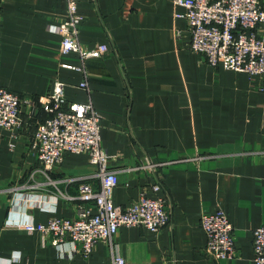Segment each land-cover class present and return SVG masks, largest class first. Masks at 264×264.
I'll return each mask as SVG.
<instances>
[{
    "label": "crops",
    "instance_id": "crops-1",
    "mask_svg": "<svg viewBox=\"0 0 264 264\" xmlns=\"http://www.w3.org/2000/svg\"><path fill=\"white\" fill-rule=\"evenodd\" d=\"M66 6V0H0V85L31 98L21 126L0 130V264L111 261L104 241L85 256L71 253L70 243L55 246L39 232L9 224L74 217L91 205L76 197L79 184L101 186L86 153L67 152L48 175L40 171L31 139L55 113L56 81L65 84L66 102L92 100L102 116V145L120 179L114 203L128 206L143 191L166 198L170 221L160 231L119 229L115 251L126 264H257L253 230L264 225V75L209 64L191 48L188 20L175 16L186 8L175 9L173 0H79L80 40L108 46L104 56L85 62L89 92L81 86L83 60L62 50ZM258 32L264 38V24ZM220 208L234 225L237 255L215 260L204 253L201 215Z\"/></svg>",
    "mask_w": 264,
    "mask_h": 264
},
{
    "label": "built area",
    "instance_id": "built-area-1",
    "mask_svg": "<svg viewBox=\"0 0 264 264\" xmlns=\"http://www.w3.org/2000/svg\"><path fill=\"white\" fill-rule=\"evenodd\" d=\"M176 17L188 20L191 48L203 54L211 65H222L235 71L248 72L251 76L264 75V38L258 27L264 24V0H173ZM67 16L59 26L64 53L76 52L83 64L79 67L85 74L81 86L91 92L86 60L102 57L108 52L107 44L87 47L80 40L83 16L79 0H66ZM70 67H75L70 65ZM65 84L56 81L51 99L55 113L40 122L31 139L42 164L40 171L48 175L54 166L63 161L67 152L86 153L91 163L98 167L100 188L83 181L78 195L89 207L74 217L54 216L47 223L11 220L9 224L28 232H39L43 240L55 246L71 244V253L89 256L100 241L108 244L111 261L107 264H126V259L116 253L115 236L122 226L142 225L160 231L170 221L166 198L150 197L146 191L128 206L116 205L113 192L119 184L118 171L109 167V154L102 145V116L92 100L86 103L65 101ZM31 105V98L0 85V130L21 126L22 107ZM70 181V180H69ZM155 184V190L160 188ZM71 197V196H67ZM201 226L205 230L206 256L215 260L237 255L235 228L225 210L204 212ZM254 260L264 264V225L253 230Z\"/></svg>",
    "mask_w": 264,
    "mask_h": 264
}]
</instances>
